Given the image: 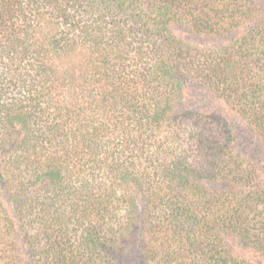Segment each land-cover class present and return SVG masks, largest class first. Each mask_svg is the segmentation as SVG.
I'll return each mask as SVG.
<instances>
[{
  "label": "trees",
  "instance_id": "16d2710c",
  "mask_svg": "<svg viewBox=\"0 0 264 264\" xmlns=\"http://www.w3.org/2000/svg\"><path fill=\"white\" fill-rule=\"evenodd\" d=\"M240 125L264 0H0V264H264Z\"/></svg>",
  "mask_w": 264,
  "mask_h": 264
},
{
  "label": "rangeland",
  "instance_id": "374dc122",
  "mask_svg": "<svg viewBox=\"0 0 264 264\" xmlns=\"http://www.w3.org/2000/svg\"><path fill=\"white\" fill-rule=\"evenodd\" d=\"M237 129H239L240 132L237 144H240L243 147L242 151L244 153H258L260 155L261 153H264L262 149L257 148V143L251 138L249 129H246L241 125ZM261 158L263 157L261 156Z\"/></svg>",
  "mask_w": 264,
  "mask_h": 264
}]
</instances>
